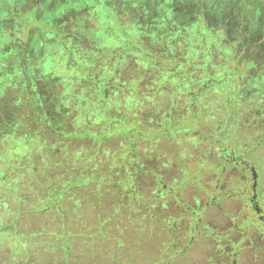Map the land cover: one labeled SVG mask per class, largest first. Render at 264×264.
I'll return each instance as SVG.
<instances>
[{"label":"rangeland","instance_id":"obj_1","mask_svg":"<svg viewBox=\"0 0 264 264\" xmlns=\"http://www.w3.org/2000/svg\"><path fill=\"white\" fill-rule=\"evenodd\" d=\"M4 1L0 0V4ZM50 1V9H55L73 0ZM213 1L221 4L224 0H209ZM239 2L247 11L246 30L255 33L261 25L264 0L258 5L255 0H227L226 4L233 9ZM164 4L170 9L165 10L169 11L167 18L172 19L173 0H166ZM32 12L30 9L21 14L26 20L25 31L36 27L44 30L43 22L38 24ZM98 14L88 30L74 27V31L83 34L82 39L103 47V40L107 45L109 41L103 36V10L99 8ZM240 17L235 16L233 23L242 24ZM150 26L165 30L159 24ZM120 30L116 26V32ZM189 39L186 34L179 42H173L176 61L184 65L190 56ZM7 40L11 41L4 39ZM34 42L37 46L46 44L39 62L34 52L30 56V65L40 67L44 82L42 92L48 89L42 94L43 108L63 110L64 103L74 106L73 111L88 109V97L80 89L81 82L74 81L78 77L76 73L79 74L76 67H65L62 59L65 50L59 45L62 41L55 45L59 52L52 58L44 38ZM2 47L0 45V49ZM74 47L78 45L74 43ZM74 52L77 53L76 48ZM89 52L82 53L89 55ZM204 52L201 46L197 55L202 59ZM51 64L57 68L54 70L56 78L69 75L72 80L46 79L45 72H49ZM201 72L200 68L194 69L193 77L204 78ZM96 73L109 84L105 101L113 110V116L135 122L142 129L160 133L159 136L165 137L168 132L170 135L157 140L155 133L143 134L138 137L141 143L129 154L125 145L131 146L134 131L123 122L122 138H112L101 145L96 139L43 140L53 146L56 153L43 154L40 150L33 154L34 163L41 164L34 175L37 184L31 182L33 188H25L28 182H21L25 188L21 187L22 196L29 205L16 208L18 201L10 196V207L15 208L10 216L18 220L15 224L18 232L0 234V264H264L263 230L252 223V212L245 201L247 194H242L245 186L252 184V174L231 165L225 166L224 172L214 168L212 163L218 164L223 147L219 139L212 143L206 140L208 131H218L217 125L227 111L223 88L215 87L210 94L194 95L184 86V75L172 74L166 64L145 63L138 51L130 55L111 52L99 64ZM249 76L250 90L236 108L229 130L238 136V148L257 170L259 194L264 202V76L260 71L251 72ZM134 85L139 96L129 91ZM6 94L8 97H4L1 104L12 109V94L9 91ZM26 97L25 106L31 105L33 100ZM82 101L85 106L80 104ZM201 109L209 111H204L199 122V117L192 113ZM9 150L3 147L2 156L10 159L12 151ZM17 153L19 156L13 158L23 157L22 153ZM25 167L11 164L6 169L27 170ZM4 170V165L0 166V175ZM191 170L198 174L192 176ZM84 176L92 178L91 184L81 182L74 192L71 190L65 195L62 182L69 178L78 182ZM129 179L139 194L135 198L122 185ZM49 181L50 188L60 186L56 200L46 199L50 191L45 186L39 187ZM11 183L18 184L14 179ZM6 197L0 194V221L8 210ZM59 200L60 206L57 205ZM10 216L5 223H11Z\"/></svg>","mask_w":264,"mask_h":264},{"label":"trees","instance_id":"obj_2","mask_svg":"<svg viewBox=\"0 0 264 264\" xmlns=\"http://www.w3.org/2000/svg\"><path fill=\"white\" fill-rule=\"evenodd\" d=\"M217 2L173 0V8L176 11L171 10L172 19L167 18L169 11L165 12L168 9L164 4L166 0H73L55 9H50V0H5L0 4V45L3 46L0 49V166L2 168L4 165L5 169L0 175V194L6 195L9 201L7 213L0 221V234L3 232L12 233L13 230L18 232L15 225L18 220L10 216V212L15 210V208L10 207L12 204L10 196L16 197L18 201L16 208L28 204L22 196L21 190L28 187L33 188V185L37 184L34 175L39 172L37 168L41 167V164L36 165L34 163L33 154L35 155L40 150L43 154L49 151L54 153L56 150L53 146L43 143V140L90 139L93 141L96 139L100 141L98 144L101 145L112 138H122L120 127L123 122L128 124L127 127L130 130L134 131L131 146L127 143L124 144L127 148V154H129L131 150H134L133 148L136 149L137 143H141L138 137L143 134L155 133L158 136L157 140L170 135L168 132L165 137L159 136L160 133L158 132H150L147 129H142L135 122L112 115L113 110L105 101L109 84L96 73L99 64L104 62L105 57L110 56L111 52L116 55H130L138 51L142 58L144 57V62L149 65L158 62L169 65L172 74L184 75L182 77L184 86L190 89L194 95L210 94L215 87L223 88L227 100V111L223 116V121L217 125L219 135L215 133L217 131L210 130L206 135V140L212 143L219 139L218 143L223 148L232 144L234 149L243 155L240 147L238 148V136L229 130V122L235 117L236 108L243 103L246 93L250 90L248 85L249 74L260 71L264 76V9L261 13V25L253 33L246 30L244 19L247 16V11L246 7L241 4L242 2H239L233 9L228 8L227 0L221 4ZM99 8L103 10V36L109 41V45H107L103 40V47L98 46L95 42L82 39L84 35L76 34L74 31L75 28L83 31L88 30L94 24L93 18H98ZM30 9L33 11L35 21L38 24L43 22L44 30L39 31V28L36 27L30 28L28 32L25 31L26 20L21 14L30 11ZM239 15L242 16L240 17L242 19V24H239L240 29H238L239 25L233 23L235 16L237 18ZM158 19L159 23H156ZM151 23L159 24L165 30L150 28ZM116 26L120 27V33L116 32ZM186 34L190 37L188 41V55L190 56L189 60L186 61L187 64L184 65L176 61V46L173 45V42L176 40L179 42L186 37ZM6 38L11 39V41H4ZM38 38H44L50 46L48 51L50 58L59 52L55 49V45L62 41L59 45H63L60 47L66 52L62 56L65 67L66 69L76 67V71L79 73L76 75L80 80L74 78V81L81 82L80 89L88 97L89 105L86 106L88 109L84 110L83 108L81 111V108H78V111H73L74 106L70 107L64 103L61 107L65 111L59 110V108H43L42 94L48 89L44 88L43 92L41 90L44 82L40 76L39 65H30V56L33 52L36 55L35 60L39 59L45 52L46 44L37 46L34 42ZM74 43L78 47H74ZM201 46H204L205 50L202 59L200 55H197ZM75 48L77 53L74 52ZM39 51H41L40 54H38ZM82 52H89L91 55H83ZM248 55L250 59H247ZM39 61L40 59L37 62ZM54 67L55 65L51 64L49 72H45L48 75L46 79L55 82L65 78L72 80L69 75L56 78L54 70L57 68ZM84 67H86L85 75L82 76ZM196 68L202 70L200 75L205 76L204 78L196 80L193 77V71ZM171 77H173L171 79H175V76ZM257 85L255 84V87ZM230 86L233 89L231 91H229ZM135 88L134 85V89L130 87L129 91L135 92V95L139 96L138 90ZM117 89L119 90V88ZM8 91L12 94V105H10L11 108L13 107L12 109L4 108L1 104L4 97L7 99L6 93ZM114 91L118 92L115 89ZM25 96H29L30 100H33L31 105L25 106L27 101ZM15 98L16 105L14 104ZM80 104L86 105L83 101ZM76 106L80 107L79 104ZM204 111L208 112L209 110H195L192 114H196L200 122ZM199 122L197 125L200 124ZM211 133L215 134L212 135ZM220 134H225L229 143ZM209 138L216 139L210 141ZM3 147L10 149L9 152L12 151L9 153L10 159L2 156ZM25 151H27L26 154H24ZM17 152L23 154V157H17L20 161L13 158L19 156ZM244 161L256 170L245 156ZM11 164L26 166L27 170L6 169ZM212 164L214 168L221 169L222 172L225 171L227 165L235 166L231 162H226L223 155L218 164ZM239 169L246 171L247 168L239 167ZM191 172L192 176L195 173L198 174L197 171L191 170ZM151 174L153 177V173ZM137 176L139 177L138 171ZM153 178L156 181V176ZM13 179L18 182L17 185L11 183ZM24 181L28 182L25 188L21 183ZM159 181L156 182L159 183ZM31 182L34 184L32 185ZM81 182L84 185L91 184L92 178L84 176L78 182L73 181V178L63 181L61 185H65V195L71 190L74 192V188L82 184ZM101 183L103 182L101 181ZM122 185L134 198L136 197L138 193H136L133 181L125 180ZM43 186L48 192L50 191L46 199L49 197L58 199V187L60 186L50 188V181L47 185H39V187ZM167 188L169 189L168 186ZM60 201L58 206H60ZM9 216L13 220L8 224L5 222Z\"/></svg>","mask_w":264,"mask_h":264},{"label":"flooded vegetation","instance_id":"obj_3","mask_svg":"<svg viewBox=\"0 0 264 264\" xmlns=\"http://www.w3.org/2000/svg\"><path fill=\"white\" fill-rule=\"evenodd\" d=\"M259 2H260V0H255L256 5H258ZM171 10L173 12L176 11L175 8H173V4L171 6ZM215 133L217 135H219V131H217ZM215 133H211V134L214 135ZM220 136L222 138L227 139V142L229 143V140H228L227 136H225V134H220ZM222 155H223V158L226 162H228V163L231 162V164L235 165L236 168L243 167V168H247L246 170H249V171L252 170V167L245 163L244 156L241 155L236 149H234L232 144H228L226 147H224L222 149ZM250 172L252 174V184L249 183L248 185H246L244 192L242 193V191H243V189H242L241 193L247 194V196L245 195V198H246L245 201L249 204L248 208L252 212V218H251V220L253 221L252 223H254V224L256 223L257 226L262 228V230H263L262 235H264V202H262L261 196L259 194L258 176H257L256 189L254 190L253 189V185H254L253 173H252V171H250Z\"/></svg>","mask_w":264,"mask_h":264},{"label":"water","instance_id":"obj_4","mask_svg":"<svg viewBox=\"0 0 264 264\" xmlns=\"http://www.w3.org/2000/svg\"><path fill=\"white\" fill-rule=\"evenodd\" d=\"M252 172H253V178H254V185H253V189L255 190L256 189V185H257V172L256 170L253 168L252 169Z\"/></svg>","mask_w":264,"mask_h":264}]
</instances>
